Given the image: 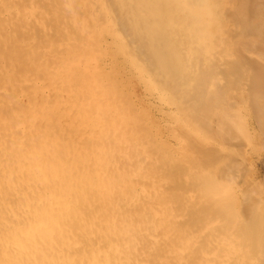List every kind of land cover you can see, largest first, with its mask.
I'll return each mask as SVG.
<instances>
[{
	"label": "bare ground",
	"instance_id": "6f19581e",
	"mask_svg": "<svg viewBox=\"0 0 264 264\" xmlns=\"http://www.w3.org/2000/svg\"><path fill=\"white\" fill-rule=\"evenodd\" d=\"M241 60L263 130L264 0H0V264H264Z\"/></svg>",
	"mask_w": 264,
	"mask_h": 264
},
{
	"label": "rangeland",
	"instance_id": "374dc122",
	"mask_svg": "<svg viewBox=\"0 0 264 264\" xmlns=\"http://www.w3.org/2000/svg\"><path fill=\"white\" fill-rule=\"evenodd\" d=\"M234 30V29H233ZM233 30H231L230 32H232ZM234 33H235V31H233ZM232 32V33H233ZM232 33H230V35H231V37L233 36V34ZM232 38H234V40H236L237 39V37H232ZM235 49V47H233L232 46V48H231V50H232V52L233 53H236L237 54V56H238V50L240 49V48H236L237 50L235 51L234 50ZM241 61H242V64H241ZM241 61H239V67L238 66H235V68L237 69V71H236V73H237V75L238 76H240L241 78L239 79V81H241V83H238L237 82V89H235L234 90V92H237V93H240L241 95H239V97L237 98V100H236V104H237V107H238V109L240 110L239 111V115H240V117H241V115H242V117H241V119H245L244 120V122H245V126H247V127H244L243 125L241 126V124L239 125V123H238V121L232 126L233 128H231V131H232V133L233 134H235L236 133V135L238 136H235L234 137V135L231 133V131H230V133H231V135L233 136V140H230V137H231V139H232V136L230 135V137L228 136H226L225 138L223 137V136H220L221 134H218L219 136V138H221L222 140H227V144H228V146H230L231 147V152L229 153V154H227V157H226V159H225V161L223 162V163H225L224 164V166H226L227 168H229V165L231 164V165H238L239 166V169H238V172H241V177L246 181V180H250L251 182H255V183H257L256 181H259L257 184H261L260 185V188H259V185H257L256 187H255V189L258 191V190H260L259 191V193H262V194H264V190H262V187L261 186H263V189H264V136H263V134H264V129L263 130H261V126H260V128L258 127L259 126V124L257 123V121L255 120V115H254V112H255V109H253V107H250V106H252L253 104H251V103H249L248 101H249V99L247 100V98H249V97H246V96H248L247 95V85H246V83H247V81L249 80V76H252L253 78H254V80H258L259 78H258V74L256 73L257 71H256V69H252L251 67H252V65L251 64H253V66H256L257 64H255V63H252V61H251V63L250 62H248V61H246V62H243V61H245V60H241ZM246 65V66H245ZM251 65V66H250ZM248 66H250V67H248ZM241 67V68H240ZM243 70V71H242ZM252 70V71H251ZM255 70V71H254ZM246 71V72H245ZM250 71V72H249ZM255 74H254V73ZM247 73V74H246ZM254 74V75H253ZM248 77H247V76ZM247 77V78H246ZM242 81H243V83H242ZM255 81V82H256ZM257 83V82H256ZM245 86H244V85ZM243 85V86H242ZM241 89L242 90H244V91H242V93H241ZM244 92V93H243ZM257 92V91H256ZM242 97V98H241ZM245 99H246V101H247V104H245L244 105V102H242L243 100L245 101ZM241 101V102H240ZM250 104V105H249ZM241 108H242V110H241ZM244 108V109H243ZM250 108H252V110L250 109ZM248 109V110H247ZM245 111V112H244ZM250 111V112H249ZM242 112V113H241ZM243 112L245 113V114H243ZM252 112V113H251ZM250 114V115H249ZM243 115H245L244 117H243ZM249 117V118H247V117ZM246 119H247V123H246ZM250 121H249V120ZM168 122H169V120H168ZM252 122H253V124H252ZM247 124V125H246ZM258 124V125H257ZM235 126V127H234ZM238 126V127H237ZM252 126V127H251ZM240 127V128H239ZM239 128V129H238ZM243 128H247L246 130L244 129V131H240L241 129L243 130ZM235 131H234V130ZM254 129H255V131H254ZM260 129V130H259ZM247 130H249V131H247ZM252 130H253V133H252ZM239 131H240V133H239ZM246 131V132H245ZM244 133V134H243ZM249 133V134H248ZM228 135V134H227ZM248 135H250L251 137H252V139H251V137L250 136H248ZM217 136V135H216ZM255 136V137H254ZM236 137H237V139L239 138V137H241L238 141H239V145L238 146H236V147H234V143L235 142H237V144H238V141H237V139H236ZM246 137H248L249 138V140H248V138L246 139ZM245 138V139H244ZM254 138H256L257 139V141H256V139L254 140ZM236 139V140H235ZM241 140V141H240ZM247 140H248V142H247ZM253 140V141H252ZM229 141H230V143H229ZM232 141H234V143L232 142ZM243 141H246L245 143L243 142ZM251 141V142H250ZM243 142V143H242ZM254 142V143H253ZM258 144H257V143ZM243 145H242V144ZM248 143V144H247ZM251 143V144H250ZM229 144H233V146H231V145H229ZM254 144L256 145L255 146V148H254ZM242 145V146H241ZM248 148H247V147ZM250 147V148H249ZM257 147V148H256ZM233 148V149H232ZM235 148V149H234ZM249 149V150H248ZM255 149H256V151H255ZM258 149H260V150H258ZM251 150H253V151H251ZM263 153V154H262ZM233 158L235 159L236 158V161L234 162V160H233ZM252 158V159H251ZM228 160V161H227ZM239 160V161H238ZM254 160V162H252ZM232 162H234V164L232 163ZM240 163V164H239ZM253 164V165H252ZM228 165V166H227ZM230 165V166H231ZM247 166V167H246ZM247 169V170H246ZM251 169H253L252 171H251ZM253 171H255V172H253ZM253 173V174H252ZM254 176V177H253ZM249 177H250V179H249ZM254 179V180H251V179ZM256 180V181H255ZM262 181V182H261ZM253 182V183H254ZM252 183V185L251 186H253L254 184ZM263 184V185H262ZM255 186V185H254ZM253 186V187H254ZM258 187V188H257ZM261 191H263V192H261ZM264 196V195H263Z\"/></svg>",
	"mask_w": 264,
	"mask_h": 264
}]
</instances>
